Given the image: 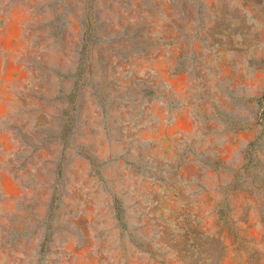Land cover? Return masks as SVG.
<instances>
[{
  "label": "rangeland",
  "instance_id": "1",
  "mask_svg": "<svg viewBox=\"0 0 264 264\" xmlns=\"http://www.w3.org/2000/svg\"><path fill=\"white\" fill-rule=\"evenodd\" d=\"M264 264V0H0V264Z\"/></svg>",
  "mask_w": 264,
  "mask_h": 264
},
{
  "label": "trees",
  "instance_id": "2",
  "mask_svg": "<svg viewBox=\"0 0 264 264\" xmlns=\"http://www.w3.org/2000/svg\"><path fill=\"white\" fill-rule=\"evenodd\" d=\"M219 262H220V260L218 259V260H217V264H220Z\"/></svg>",
  "mask_w": 264,
  "mask_h": 264
}]
</instances>
